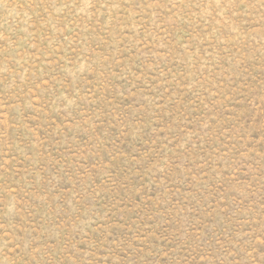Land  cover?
Wrapping results in <instances>:
<instances>
[{
    "label": "rangeland",
    "instance_id": "obj_1",
    "mask_svg": "<svg viewBox=\"0 0 264 264\" xmlns=\"http://www.w3.org/2000/svg\"><path fill=\"white\" fill-rule=\"evenodd\" d=\"M0 264H264V0H0Z\"/></svg>",
    "mask_w": 264,
    "mask_h": 264
}]
</instances>
